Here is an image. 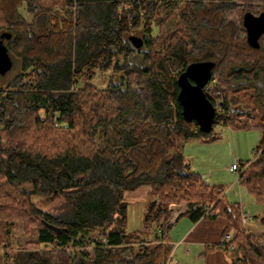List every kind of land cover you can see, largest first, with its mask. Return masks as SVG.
Wrapping results in <instances>:
<instances>
[{"label":"trees","instance_id":"1","mask_svg":"<svg viewBox=\"0 0 264 264\" xmlns=\"http://www.w3.org/2000/svg\"><path fill=\"white\" fill-rule=\"evenodd\" d=\"M246 12H264V0H0V34H11L4 44L17 71L0 84L3 264H167L172 204L193 223L225 219L208 250L264 264V232L246 230L240 203L163 148L214 140L212 128L184 119L178 100L186 67L213 62L204 93L221 108L213 124L261 134L255 158L236 166L263 205L254 218L264 226V35L259 48L247 44ZM106 71L105 88L91 83ZM143 186L152 239L125 234L124 193ZM18 225L24 240L10 247Z\"/></svg>","mask_w":264,"mask_h":264},{"label":"rangeland","instance_id":"2","mask_svg":"<svg viewBox=\"0 0 264 264\" xmlns=\"http://www.w3.org/2000/svg\"><path fill=\"white\" fill-rule=\"evenodd\" d=\"M177 6L178 8L182 7V3ZM20 12L27 21L30 20L31 16L25 12L24 7L20 9ZM153 33H156V28H154ZM133 35L138 37L142 36L141 33H135ZM16 72V67L12 65L11 69L5 75H0V84L6 83ZM109 75L110 71L96 72L91 83L98 88H105ZM210 137L214 138V140L201 141L200 139H190L181 142L178 146H167L164 144V156L166 159H169L175 153H181L189 165V171L200 174L207 184L215 186L219 191H222L229 201H237L240 203L243 212L252 217V220L249 222L250 226L253 224V217L262 212L263 205L256 203L249 196L245 187L237 181L239 172L232 171L230 168L234 164L246 163L255 158V148L261 139V134L258 130H234L228 126L219 125L216 122L212 126ZM33 201L36 205L41 206L35 198H33ZM148 201L149 198L147 195L142 199L127 201L126 235L138 233L142 237L148 233L146 234L147 237L152 239L154 231L151 226L146 227L143 221ZM51 204L53 203L45 204L42 208L44 207L43 209L49 210ZM171 206L176 207L182 205L172 204ZM183 222H188L186 217L181 220V223ZM181 223H179L180 226ZM252 227H255L252 230L255 234H260L264 231V226L259 222L256 223V226ZM175 232L176 230H169L167 232L166 238L168 240L173 239L171 240L172 250L167 264H202L203 262H198L189 257H204L205 246H212L221 241V239L204 241L202 244L205 245H200L196 248L191 247L188 253H186L188 248L184 244L181 246L176 244L177 241L174 240ZM22 240H24V236H22L20 226L18 225L14 230L10 247L16 245L18 241L23 242ZM213 249V251L222 253L224 257H241L240 252L232 251L233 249H224L222 247ZM0 264L3 263L0 262ZM234 264H240V262L236 260Z\"/></svg>","mask_w":264,"mask_h":264},{"label":"water","instance_id":"3","mask_svg":"<svg viewBox=\"0 0 264 264\" xmlns=\"http://www.w3.org/2000/svg\"><path fill=\"white\" fill-rule=\"evenodd\" d=\"M246 31L247 44L252 48H259V39L264 35V12L254 15L246 12L242 18ZM11 34L2 32L0 34V75H5L12 67L13 61L4 44L9 40ZM135 48L142 46V40L138 37H130ZM213 62L204 61L189 64L185 71L179 76L180 87L178 100L182 106V115L187 121H194L202 132L211 130L214 123L215 111L211 102L203 92L207 84Z\"/></svg>","mask_w":264,"mask_h":264},{"label":"crops","instance_id":"4","mask_svg":"<svg viewBox=\"0 0 264 264\" xmlns=\"http://www.w3.org/2000/svg\"><path fill=\"white\" fill-rule=\"evenodd\" d=\"M146 195L148 196V188L143 186L134 191L125 192L124 198L126 201L129 202L135 199H142ZM232 202H237V201H232ZM169 210L171 211V220H170L171 226L165 233V241L167 243L171 244V240H173V239L168 240L166 238L167 232L169 230L171 231L176 230L174 234L175 235L174 240L177 241L176 244L180 246L184 244L188 248L186 253H188L191 247L196 248V247H199L200 245H205V244H202L204 243V241H214L216 239H221V234H222V231L226 223L223 217L217 216L214 219L202 218L199 221L193 223L185 215V211H186L185 206L173 207L170 205ZM261 213L257 214V216H260ZM184 217L187 218L188 220L187 223L186 222L181 223V220ZM254 217H253L254 221L252 225L249 226V222L250 220H252V217L244 224V227L246 228V230H248L249 232L253 234L255 233L252 230H254L255 227H252V226H256V223L259 222ZM179 223H181V226L179 225ZM260 234H255V235H260ZM209 247L210 246L208 247L205 246V249H204L205 256L204 257H189V258H193L194 260L201 262V263L203 262L202 264H234V260L238 258V257H224L222 253L218 251H213L214 249L208 250ZM234 250L235 249H233L232 251ZM1 261L2 260L0 258V262Z\"/></svg>","mask_w":264,"mask_h":264},{"label":"built area","instance_id":"5","mask_svg":"<svg viewBox=\"0 0 264 264\" xmlns=\"http://www.w3.org/2000/svg\"><path fill=\"white\" fill-rule=\"evenodd\" d=\"M211 83L213 84L214 83V80L211 81ZM210 84H206L203 88V92L205 93H208L209 91H211L213 89V86ZM214 107V111H215V115H217L218 113L221 112V108L219 107V105H216V106H213ZM232 171H238V167L234 164L231 166L230 168ZM238 181V179H237ZM251 217L248 215V214H244L242 216V220H243V224H245ZM230 237L227 236L226 237V240H229Z\"/></svg>","mask_w":264,"mask_h":264},{"label":"bare ground","instance_id":"6","mask_svg":"<svg viewBox=\"0 0 264 264\" xmlns=\"http://www.w3.org/2000/svg\"><path fill=\"white\" fill-rule=\"evenodd\" d=\"M213 126V125H212Z\"/></svg>","mask_w":264,"mask_h":264}]
</instances>
